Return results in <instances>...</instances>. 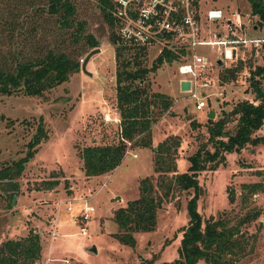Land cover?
<instances>
[{"label":"rangeland","instance_id":"rangeland-1","mask_svg":"<svg viewBox=\"0 0 264 264\" xmlns=\"http://www.w3.org/2000/svg\"><path fill=\"white\" fill-rule=\"evenodd\" d=\"M17 1L0 0L1 23L10 20L20 8L16 6ZM69 2L74 8L72 17L83 22L81 33L89 34L97 41V46L89 48L84 38L80 39L74 45L78 53V70L40 96H26L21 91L0 94V169L24 156L26 143L40 121L47 134L45 140L36 145V151L23 164L19 174L10 170L9 176L0 175V242L33 230L38 234L41 246L40 256L34 264H139L151 257L154 258L152 264L172 261L177 257L180 230L187 223L185 203L192 190L174 191L172 198L157 210L154 229L133 233V247L120 243L112 235L118 232L113 213L137 197L139 179L149 176L155 180L151 148L127 146L121 162L112 171L97 176L83 173L79 150L87 145L114 144L119 137L114 90L115 45L109 42L107 21L94 0ZM228 3L218 0L214 7L227 6L229 10L238 8L240 12H249V5L244 0ZM253 25L255 30H252ZM247 29L252 36H261L254 18ZM7 35L10 31H4L1 40L6 44L2 46L12 45ZM95 48L98 51L90 55L84 71L81 70V60ZM203 51L209 57L215 56L209 48H203ZM156 54L155 47H146L139 61L148 67ZM246 54L247 57L249 54ZM261 56L260 53L251 60V67L263 63ZM235 63H212L208 76L217 86L211 92L221 90L222 94L209 103V108L201 110H196L191 98L179 89L175 61L163 62L147 74V93H163L171 99L166 111L160 112L158 107L152 111L156 118L150 126L151 146L168 135L179 137L176 172L185 171L187 156L206 142L205 124L210 110L214 113L211 119H217L221 110H229L236 102L253 100L248 87V66L243 67L233 80L219 81L220 70ZM260 82L264 85V75ZM191 121L197 125L191 126ZM234 124L233 120L225 125L228 133L233 132ZM254 135L264 136V121ZM206 148L211 150L210 144H206ZM224 157V164L215 170L197 173L202 189L196 201L197 211L202 219L220 215L234 220L245 210L256 208L258 217L240 227L249 253L235 264H264V190L247 195L242 202L245 190L240 187L241 183L251 182L264 185V146L246 144L238 152L224 153ZM52 180L57 185L45 188L46 182ZM230 191L232 202L228 201ZM85 202L94 211L83 221L79 214ZM67 206H70L69 210ZM80 227H84L83 234Z\"/></svg>","mask_w":264,"mask_h":264},{"label":"trees","instance_id":"trees-1","mask_svg":"<svg viewBox=\"0 0 264 264\" xmlns=\"http://www.w3.org/2000/svg\"><path fill=\"white\" fill-rule=\"evenodd\" d=\"M94 1L107 21L109 42L115 45L114 90L119 137L114 144L83 146L79 150L83 173L85 176H97L112 171L130 145L152 149L153 172L156 173L155 180L149 176L139 179L137 197L114 211L113 220L118 232L112 235L120 243L133 247V233L154 229L157 210L172 198L174 191L192 190L185 203L188 219L180 230L177 257L160 264H196L198 261L203 264H235L249 253L240 227L255 220L259 211L256 208L245 210L234 220L220 215L202 219L196 208V201L202 193L197 173L215 170L224 164V153L238 152L246 144L264 146V136L254 135L264 121V85L260 82L264 75V41L260 47L261 65L251 67V60L255 59L248 55L246 64L237 60L218 74L220 82L230 81L248 66V87L253 100L236 102L229 110H221L217 119L207 118L206 142L199 144L187 156L186 170L176 172L179 137L168 135L155 146H151L150 140V126L156 118L153 109L158 107L160 112L166 111L171 99L163 93L148 94L146 89L147 74L154 72L163 62H172L176 54L162 48L150 66H143L139 57L144 56L146 47L133 48L119 42L110 13V0ZM247 1L251 14L257 17L256 25L264 39V0ZM16 6L20 8L10 20L0 22V94L21 91L26 96H40L43 91L65 82L71 73L78 70V53L74 45L80 39L84 38L89 48L97 46V41L89 34L81 33L83 22L72 17L74 8L69 0H18ZM4 31H10L7 36L12 45L2 46L6 44L1 40ZM233 120L234 130L228 133L225 125ZM41 124L40 121L26 143L24 156L2 168L1 176H9L10 170L20 173L23 164L36 151V145L47 137ZM190 125L195 127L197 124L191 121ZM206 144H210L211 150L206 148ZM56 185L57 182L52 180L46 182L45 188L51 189ZM240 187L245 190L242 202L247 195L264 190V185L259 182L241 183ZM228 201H233L231 191L228 192ZM40 250L38 234L28 230L21 237L0 242V264H34ZM153 259H143L139 264H152Z\"/></svg>","mask_w":264,"mask_h":264},{"label":"built area","instance_id":"built-area-1","mask_svg":"<svg viewBox=\"0 0 264 264\" xmlns=\"http://www.w3.org/2000/svg\"><path fill=\"white\" fill-rule=\"evenodd\" d=\"M217 1L110 0L119 42L133 48L155 47L157 54L162 48L174 52L178 80L188 81L185 93L196 110L209 108V103L221 97V90L211 92L217 86L208 76L212 63L245 61L246 53L256 59L264 41L262 36L248 32L251 19L257 20L249 6V12H240L238 8L214 7ZM224 1L237 4L240 0ZM255 27L253 25L252 30ZM203 48H209L215 56L209 57ZM93 211L85 202L79 215L86 221ZM84 231V227H80V233Z\"/></svg>","mask_w":264,"mask_h":264},{"label":"water","instance_id":"water-1","mask_svg":"<svg viewBox=\"0 0 264 264\" xmlns=\"http://www.w3.org/2000/svg\"><path fill=\"white\" fill-rule=\"evenodd\" d=\"M96 51H98V48H95V49L89 51V52L84 56V58L81 60V63H80V68H81V70L84 71V66H85L86 61L88 60V58L90 57V55H91L93 52H96ZM217 64H221V62L218 61ZM188 85H189V84H188V81H187V80H180V81H179V89H180L181 91H186V90L188 89ZM213 115H214L213 111L210 110V111L208 112V115H207L206 118H212ZM153 148H154V147H153ZM91 251L94 252V248H93V247L91 248Z\"/></svg>","mask_w":264,"mask_h":264}]
</instances>
